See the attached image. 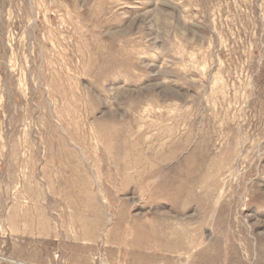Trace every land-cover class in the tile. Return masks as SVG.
<instances>
[{
    "label": "rangeland",
    "instance_id": "obj_1",
    "mask_svg": "<svg viewBox=\"0 0 264 264\" xmlns=\"http://www.w3.org/2000/svg\"><path fill=\"white\" fill-rule=\"evenodd\" d=\"M261 256L264 0H0V264Z\"/></svg>",
    "mask_w": 264,
    "mask_h": 264
},
{
    "label": "bare ground",
    "instance_id": "obj_2",
    "mask_svg": "<svg viewBox=\"0 0 264 264\" xmlns=\"http://www.w3.org/2000/svg\"><path fill=\"white\" fill-rule=\"evenodd\" d=\"M128 166H129V165H128ZM257 261H258V264H260L261 262H264V257L261 256L260 258L257 259ZM259 262H260V263H259Z\"/></svg>",
    "mask_w": 264,
    "mask_h": 264
}]
</instances>
